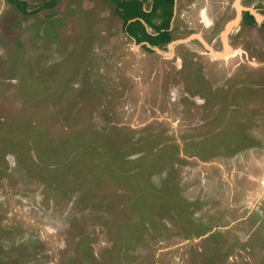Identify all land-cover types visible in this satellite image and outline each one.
Segmentation results:
<instances>
[{"label":"rangeland","instance_id":"obj_1","mask_svg":"<svg viewBox=\"0 0 264 264\" xmlns=\"http://www.w3.org/2000/svg\"><path fill=\"white\" fill-rule=\"evenodd\" d=\"M24 1L0 0V264H264V0H174L163 46L109 0Z\"/></svg>","mask_w":264,"mask_h":264},{"label":"trees","instance_id":"obj_2","mask_svg":"<svg viewBox=\"0 0 264 264\" xmlns=\"http://www.w3.org/2000/svg\"><path fill=\"white\" fill-rule=\"evenodd\" d=\"M6 1L13 4L22 13H28L27 4L24 0ZM109 1L114 5V13L122 19L124 31L138 43L147 42L152 46H163L172 40L169 28L173 16L174 0H150L151 4L148 11L144 9L141 0ZM55 3L56 0H46L41 8L52 7ZM243 21L249 25L255 24L254 17L248 11L243 14ZM146 24L153 32L147 30ZM261 26L264 29V21H262ZM144 47L149 49L147 46Z\"/></svg>","mask_w":264,"mask_h":264},{"label":"water","instance_id":"obj_3","mask_svg":"<svg viewBox=\"0 0 264 264\" xmlns=\"http://www.w3.org/2000/svg\"><path fill=\"white\" fill-rule=\"evenodd\" d=\"M241 11H242V8L241 7H238L237 6V16H236V18L233 20V21H235V24H236V22H238L239 21V17H240V14H241ZM254 18H255V20L257 21V22H261V20H262V18L258 15V14H256V13H254L252 10H247ZM232 22V21H231ZM229 24V23H228ZM226 25V28H225V30L222 32V36L224 37L227 33V31L230 29V28H228V30H226L227 29V27H229L230 25ZM235 24H233V25H235ZM143 43H145L146 45H148L149 46V44L148 43H146V42H143ZM224 47H225V49H226V51H230L229 50V47L225 44L224 45ZM214 56H218V55H215V54H213Z\"/></svg>","mask_w":264,"mask_h":264},{"label":"bare ground","instance_id":"obj_4","mask_svg":"<svg viewBox=\"0 0 264 264\" xmlns=\"http://www.w3.org/2000/svg\"><path fill=\"white\" fill-rule=\"evenodd\" d=\"M237 6H238V7H240V6H239V4H238V2H236V7H237ZM201 17H202V19H203V20H206V17H205V15H204V14H202V16H201ZM235 21H236V20H235ZM235 21H232V22H230V23L228 24V25H230V26H229V27H227V29H226V30H228V28H230L231 26H233V24H235ZM226 52H229V51H225V53H226ZM213 53H214L215 55H218V56H223V54H221V53H218V52H213Z\"/></svg>","mask_w":264,"mask_h":264}]
</instances>
